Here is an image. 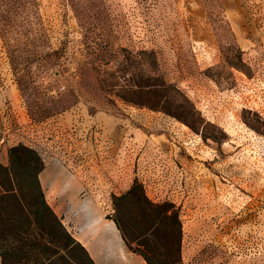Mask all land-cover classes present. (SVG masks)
Returning <instances> with one entry per match:
<instances>
[{
  "label": "rangeland",
  "instance_id": "obj_1",
  "mask_svg": "<svg viewBox=\"0 0 264 264\" xmlns=\"http://www.w3.org/2000/svg\"><path fill=\"white\" fill-rule=\"evenodd\" d=\"M145 49L194 113L140 104ZM20 143L98 157L152 264H264V0H0V161ZM135 182L180 246L117 200Z\"/></svg>",
  "mask_w": 264,
  "mask_h": 264
},
{
  "label": "trees",
  "instance_id": "obj_2",
  "mask_svg": "<svg viewBox=\"0 0 264 264\" xmlns=\"http://www.w3.org/2000/svg\"><path fill=\"white\" fill-rule=\"evenodd\" d=\"M143 53L147 69L142 85L145 95L140 104L166 110L178 117H182L183 113H194L196 109L188 96L159 73L155 51L145 49ZM123 98L139 103L133 97ZM184 120L189 122L187 118ZM9 157L8 165L0 162L2 264H95L88 251L71 235L46 200L40 181V173L45 166L41 153L34 147L20 143L9 149ZM125 199L133 200L142 209L148 210V221L158 223L171 236L174 235L180 246L182 224L178 220L174 229L170 230L169 220L176 216L169 213V202L154 203L138 182L117 198L118 201ZM114 218L128 243L129 233ZM143 255L152 264L150 258ZM165 264H174V261Z\"/></svg>",
  "mask_w": 264,
  "mask_h": 264
},
{
  "label": "crops",
  "instance_id": "obj_3",
  "mask_svg": "<svg viewBox=\"0 0 264 264\" xmlns=\"http://www.w3.org/2000/svg\"><path fill=\"white\" fill-rule=\"evenodd\" d=\"M81 153L45 154L40 181L48 204L95 264H149L130 248L113 203L106 201L109 192L118 195L110 181L116 174L101 171L98 157ZM0 162L8 165L7 158Z\"/></svg>",
  "mask_w": 264,
  "mask_h": 264
}]
</instances>
